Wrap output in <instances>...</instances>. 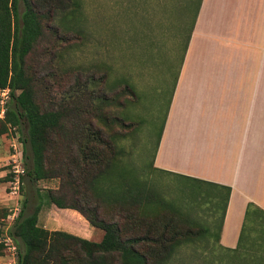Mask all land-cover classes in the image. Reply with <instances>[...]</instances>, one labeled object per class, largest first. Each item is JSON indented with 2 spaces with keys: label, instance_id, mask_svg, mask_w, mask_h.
<instances>
[{
  "label": "crops",
  "instance_id": "1",
  "mask_svg": "<svg viewBox=\"0 0 264 264\" xmlns=\"http://www.w3.org/2000/svg\"><path fill=\"white\" fill-rule=\"evenodd\" d=\"M175 2L174 20L160 2L157 16L140 10L123 26L136 13L129 3L119 26L121 49L136 45L144 64L146 50L179 54L151 169L205 186L223 205L215 245L264 264V0H199L197 9L193 0ZM120 61L128 103H137L144 66L131 67L124 53ZM37 216L48 230L77 235L92 227L77 210L50 202Z\"/></svg>",
  "mask_w": 264,
  "mask_h": 264
},
{
  "label": "rangeland",
  "instance_id": "2",
  "mask_svg": "<svg viewBox=\"0 0 264 264\" xmlns=\"http://www.w3.org/2000/svg\"><path fill=\"white\" fill-rule=\"evenodd\" d=\"M71 1L73 5L64 11L60 6L57 9V0H32L35 8L43 15V34L26 55L25 66L34 76L37 101L47 108H57L59 104H64L63 98L73 99L77 78H86V87L92 91L94 102L89 109L90 119L85 120L87 126L89 124L92 129L100 132V136L96 132L95 140L101 142L109 139L114 144V164L107 179L110 191H119L120 182L124 179L130 180L138 187H145L150 195L157 196L160 203L158 205L164 206L173 219L194 223L192 230L188 229L192 232L190 236L192 235L193 239L183 241L177 237L171 242L168 234L163 237L160 231H146L151 221H158V216L148 209L145 225H142L143 229L138 233L145 235L149 232L153 240H145L139 244V248L144 250L148 245L157 246V241L167 245L172 243L165 264H257L256 258L244 256L239 250L233 252L215 245L223 206L221 200L208 198V190L202 184L162 176L151 169L179 54L177 51L173 54L172 51L161 53L146 50L144 64L136 45L129 50L121 49L119 26L122 16L132 7L131 4H137L135 16L124 20L123 26L128 22V25L135 24L137 12L140 10L147 12L151 17L157 16L160 12V2L167 4L162 9L167 7L170 20H174L176 12L178 14L175 0H139L142 3H138V0ZM22 10L23 4L19 0V13ZM74 32L84 37L79 45L75 44L73 37L70 38ZM67 33L69 35L66 36ZM120 53L128 57L131 67H137L138 62L144 66L140 71L145 78L137 83L140 94L137 103H128L132 98L128 93V85L120 78ZM105 65L111 66L109 74ZM156 84L160 89H157ZM48 88L51 89L52 107L47 102H42L47 98ZM11 100L10 97L9 102ZM26 127L27 124L23 121L13 133L14 136H19L23 149L28 148L27 143L23 141ZM10 143V133L0 137V178L7 175L5 163ZM27 160L24 157V164ZM58 183L56 180L42 179L29 182L24 175L19 196L15 197L9 192V183L0 182V207L4 206L8 212L17 207L18 213L26 199L25 212L31 213L37 204L48 203L44 192L48 188L56 187ZM99 217L118 220L121 223L127 220L120 214ZM72 221L73 225H78V220ZM11 224L12 221L5 217L0 221V228L7 233ZM199 228L203 231L200 232ZM76 234L92 241H100L103 231L92 226L87 233L78 231ZM128 235V230L123 228L122 236ZM3 245L0 264H17L16 250L13 254L4 243Z\"/></svg>",
  "mask_w": 264,
  "mask_h": 264
},
{
  "label": "trees",
  "instance_id": "3",
  "mask_svg": "<svg viewBox=\"0 0 264 264\" xmlns=\"http://www.w3.org/2000/svg\"><path fill=\"white\" fill-rule=\"evenodd\" d=\"M21 1L23 10L19 13V0H0V88L9 87L12 98L0 119V137L16 132L25 121L23 141L28 148L23 153L29 160L25 162L26 179L35 182L57 178L58 186L44 192L48 202L77 210L91 226L102 229L103 236L100 241H92L63 230H48L38 225L40 204L26 213L24 199L7 229L17 247V264H165L172 243L157 241V246L148 245L144 250L139 244L153 240L149 235L152 230L160 231L163 237L168 234L171 242L177 237L188 241L193 239L188 229L192 230L194 223L173 219L164 206L158 205L157 196L130 180H122L117 192L108 189L115 149L109 139L95 140L96 132L99 136L100 132L87 126L85 120L90 119L89 109L94 102L86 78H77L73 99L63 98L64 104L57 108H47L37 101L34 76L26 69L25 57L43 34V15L32 0ZM57 2V9L60 6L64 11L73 5L70 0ZM198 5L199 0H193L196 9ZM71 37L80 38L75 32ZM46 94L42 102L52 107L51 89ZM9 177H1L0 182ZM148 209L158 216V221H151L146 230L149 232L141 235L138 232L145 225ZM8 213L4 206L0 207V221ZM113 214L127 218L123 226L118 220L99 217ZM123 228L128 230V236H122ZM3 233L0 228V237ZM3 249L0 242V255Z\"/></svg>",
  "mask_w": 264,
  "mask_h": 264
},
{
  "label": "built area",
  "instance_id": "4",
  "mask_svg": "<svg viewBox=\"0 0 264 264\" xmlns=\"http://www.w3.org/2000/svg\"><path fill=\"white\" fill-rule=\"evenodd\" d=\"M10 97L11 94L9 87L0 88V119H3L5 116ZM12 134L13 133H10L11 143L9 144L8 158L6 159L5 165L7 168L6 173L10 176L7 180L10 188L9 192L14 196H19L23 177L26 173V167L24 164V153L22 148L23 144L19 141V136H14V134ZM17 211V207L10 209L6 219L13 222L18 214ZM0 241H2L7 246V249H10L13 254L16 250L17 261V247L12 238L8 236L7 233H3L2 237H0Z\"/></svg>",
  "mask_w": 264,
  "mask_h": 264
}]
</instances>
